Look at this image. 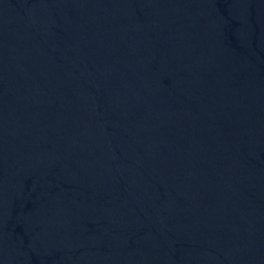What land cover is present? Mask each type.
Listing matches in <instances>:
<instances>
[{"label":"water","instance_id":"obj_1","mask_svg":"<svg viewBox=\"0 0 264 264\" xmlns=\"http://www.w3.org/2000/svg\"><path fill=\"white\" fill-rule=\"evenodd\" d=\"M0 264H264V0H0Z\"/></svg>","mask_w":264,"mask_h":264}]
</instances>
